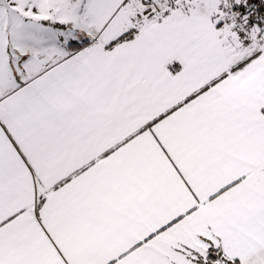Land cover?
<instances>
[{
	"label": "snow or ice",
	"instance_id": "6c2138e0",
	"mask_svg": "<svg viewBox=\"0 0 264 264\" xmlns=\"http://www.w3.org/2000/svg\"><path fill=\"white\" fill-rule=\"evenodd\" d=\"M0 264H264V0H0Z\"/></svg>",
	"mask_w": 264,
	"mask_h": 264
}]
</instances>
